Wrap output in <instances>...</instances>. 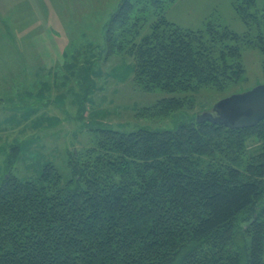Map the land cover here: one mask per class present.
<instances>
[{
	"label": "trees",
	"instance_id": "trees-1",
	"mask_svg": "<svg viewBox=\"0 0 264 264\" xmlns=\"http://www.w3.org/2000/svg\"><path fill=\"white\" fill-rule=\"evenodd\" d=\"M176 1L120 0L105 49L133 58L136 86L171 93L153 114L184 119L98 127L93 145L69 158L68 180L52 162L23 179L8 155L0 264H264V120L230 128L197 122L193 110L201 90L243 77L238 34L169 20ZM245 3L242 20L259 19L255 0Z\"/></svg>",
	"mask_w": 264,
	"mask_h": 264
},
{
	"label": "rangeland",
	"instance_id": "rangeland-1",
	"mask_svg": "<svg viewBox=\"0 0 264 264\" xmlns=\"http://www.w3.org/2000/svg\"><path fill=\"white\" fill-rule=\"evenodd\" d=\"M119 1L0 0V178L10 155L23 179L52 162L68 180L69 158L93 145L98 127L174 128L184 119L153 114L157 107H149L171 93L136 86L133 58L107 53V23ZM255 2L249 11L260 18L244 21L236 7L245 0H177L167 10L169 20L194 30L209 21L228 26L239 38L232 43L241 44L243 77L201 90L195 112L264 84V0Z\"/></svg>",
	"mask_w": 264,
	"mask_h": 264
},
{
	"label": "water",
	"instance_id": "water-1",
	"mask_svg": "<svg viewBox=\"0 0 264 264\" xmlns=\"http://www.w3.org/2000/svg\"><path fill=\"white\" fill-rule=\"evenodd\" d=\"M264 120V84L218 100L211 110L196 115L197 122L210 121L230 128L253 127Z\"/></svg>",
	"mask_w": 264,
	"mask_h": 264
},
{
	"label": "crops",
	"instance_id": "crops-1",
	"mask_svg": "<svg viewBox=\"0 0 264 264\" xmlns=\"http://www.w3.org/2000/svg\"><path fill=\"white\" fill-rule=\"evenodd\" d=\"M26 1H28V0H26ZM17 3H19V2H17ZM77 12H78V11H76L75 14H76ZM72 15H73V13H71L69 16L71 17Z\"/></svg>",
	"mask_w": 264,
	"mask_h": 264
}]
</instances>
